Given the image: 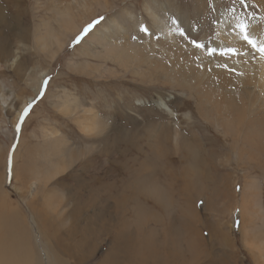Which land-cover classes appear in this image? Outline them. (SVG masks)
<instances>
[{
  "label": "rangeland",
  "instance_id": "374dc122",
  "mask_svg": "<svg viewBox=\"0 0 264 264\" xmlns=\"http://www.w3.org/2000/svg\"><path fill=\"white\" fill-rule=\"evenodd\" d=\"M68 1L0 0V14L20 20L8 19L0 35L9 50L0 64L2 254L16 238L12 224L26 264H264V151H236L248 147L224 136L212 114L200 115L193 90L152 67L122 68L89 36L76 43L100 17L95 30L124 21L125 11L143 15L147 0H87L90 10ZM153 8L188 15L195 31L189 39L197 43L217 41L224 10L260 21L250 0H156ZM262 129L260 147L264 123Z\"/></svg>",
  "mask_w": 264,
  "mask_h": 264
},
{
  "label": "bare ground",
  "instance_id": "6f19581e",
  "mask_svg": "<svg viewBox=\"0 0 264 264\" xmlns=\"http://www.w3.org/2000/svg\"><path fill=\"white\" fill-rule=\"evenodd\" d=\"M63 1L60 0V2ZM250 1L256 6L260 21H256L257 18L251 14L241 13L237 9L224 10L218 15L214 26L217 41L201 42L199 44L203 45L202 48L195 47L192 39H189L190 36L195 34V31H193L194 27L190 24L188 15L172 9H154L153 5L156 0L145 2L142 9L143 15H135L134 12L125 11L124 21L111 19L101 24L97 30L94 29L89 35V43L101 49L100 55L102 53L107 54L110 60L115 59L117 63L120 62V66L124 69L136 72L142 70L143 66L146 69L152 67L156 74H163L170 84H178L182 88L189 89L187 91L193 90L199 101L200 115H202V110L206 112L203 116L204 119H207L205 116L212 114V121L214 120V124L221 128L224 136L230 137L235 146L248 147L245 150H242L243 148L241 150L237 149L236 151L240 154L258 152L259 149L264 151V145L259 146L261 144L259 134L263 129L258 130L261 123H264V55L244 42L241 39L239 30L236 28L238 20L245 21L249 25L250 35L257 41L264 40V0ZM7 7L10 8L8 5L6 8L2 6L1 9H7ZM68 7L72 9H93L87 0H82L81 3L70 0L68 1ZM252 11L256 12L255 9H252ZM198 12L197 8L194 9L196 16ZM203 16L205 17V13H203ZM8 19H12L15 23L20 21L17 16L4 17L0 14V35L2 36L3 27L8 25ZM60 20L64 23V15L60 17ZM48 22H43L42 28L45 31L44 34L50 37L53 33L50 31V23L48 24ZM10 26L13 25L10 24ZM141 26L148 29L147 33L140 30ZM200 26L205 31V26L203 24H200ZM19 29V27L14 26L11 28L13 36L20 34ZM181 29L186 30L183 36L180 34ZM48 31L50 32L48 33ZM37 43H40V47L45 48L41 37H39ZM7 47L0 45V64L8 56L9 50ZM229 48L237 49L238 54L228 52ZM212 49H215V52L210 55L209 52ZM91 52L88 48H83L81 54L85 53L91 56ZM130 61L134 64L130 65ZM13 62L15 61L13 60ZM11 64L9 68H16L17 63L14 66ZM13 73L16 75V70H13ZM39 83L33 88L35 92L38 90ZM4 91L5 87L1 82L0 103L5 104ZM159 101L161 102L158 99V102L155 101V103H159ZM162 107L164 110L166 109L164 105ZM16 111L18 115L21 108ZM169 111L167 110V112ZM2 113L0 106V115L4 117ZM169 113L172 115L173 112L170 111ZM15 119H17V116ZM94 120L93 117L88 119L91 128H93L92 121ZM93 124L94 127L98 125L96 122ZM93 129H98V126ZM176 132L175 134H178ZM175 134L173 135L178 137ZM175 141L177 140L175 139ZM233 148L235 147L232 146L231 150H235ZM244 208L242 205L241 215L243 216L245 215ZM11 225L9 230H11L14 237L15 234L17 235L10 242L6 241L9 245H6L4 254L1 252L4 249H1L0 264H26L25 259L28 257L26 255L22 256V254L28 255V252L21 253L23 247L20 248L17 241L21 235L18 236L19 232L16 229L14 231ZM9 238L7 231V240ZM263 244L264 242H262ZM23 250L25 249L23 248ZM259 256V258L264 259V250H262V253L260 252Z\"/></svg>",
  "mask_w": 264,
  "mask_h": 264
},
{
  "label": "snow or ice",
  "instance_id": "6c2138e0",
  "mask_svg": "<svg viewBox=\"0 0 264 264\" xmlns=\"http://www.w3.org/2000/svg\"><path fill=\"white\" fill-rule=\"evenodd\" d=\"M240 3L243 5L245 3V0H240ZM103 20H104V18L100 17L99 19L93 21L91 24H89L87 27H85L83 32L81 33V35L77 37L76 43H80L82 40L86 39L90 35V33L96 28V26L103 22ZM236 28L239 30V32L241 34V39L244 42H246L248 45H250L252 49H254L256 51H259L262 55H264V40L257 41L256 39H254L249 33V30H248L249 29V25L245 21L238 20L237 24H236ZM140 30L145 32V33H147V31H148V29L144 28L143 26H141ZM180 34L182 36L184 35V31L182 29L180 31ZM192 43L197 48H202L203 47V45L197 43L195 40H193ZM227 51L231 52L233 54H238V50L234 49V48H229ZM213 52H215V49L210 50L209 54L211 55ZM47 83H48V81L45 80L44 81V85L46 86ZM40 95L41 96L43 95V91H41ZM31 107H32V105L29 104L28 107H26L23 110V112L21 113L20 121H19V123L17 125V130L18 131L20 129V126L23 124L25 118L29 114V111H30Z\"/></svg>",
  "mask_w": 264,
  "mask_h": 264
}]
</instances>
